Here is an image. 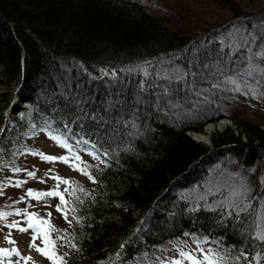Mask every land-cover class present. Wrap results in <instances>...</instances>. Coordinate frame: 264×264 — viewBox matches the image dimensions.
<instances>
[{"label": "trees", "instance_id": "1", "mask_svg": "<svg viewBox=\"0 0 264 264\" xmlns=\"http://www.w3.org/2000/svg\"><path fill=\"white\" fill-rule=\"evenodd\" d=\"M241 16L252 31L261 22L260 40L262 11ZM220 37L218 29L189 35L161 25L137 0H0V166L15 168L30 134L64 121L95 143L102 161L83 162L96 182L84 192L76 187L69 199L63 264H131L184 234L215 244L223 264H255L264 252L255 196L239 211L202 198L191 203L179 191L201 185L227 156L228 166L259 163L264 170V127L257 123L244 121V139L225 127L208 145L188 133L224 116L199 90L244 69L258 46L228 45ZM137 61L148 65L147 77L132 67ZM103 66L116 78L91 79ZM129 68L136 71H121ZM76 96L88 98L89 111L99 110L108 123H72L75 103L68 100ZM109 98L124 103L104 113ZM6 170L0 185L3 174L10 177Z\"/></svg>", "mask_w": 264, "mask_h": 264}, {"label": "rangeland", "instance_id": "2", "mask_svg": "<svg viewBox=\"0 0 264 264\" xmlns=\"http://www.w3.org/2000/svg\"><path fill=\"white\" fill-rule=\"evenodd\" d=\"M137 1L161 25L177 29L189 35H199L208 29H218L221 35L220 38L228 45H243L246 41H249V44H251L257 40L260 29L263 26L260 22L252 31L246 28L239 18L242 17V11L261 10L264 14V0ZM256 44L258 46L257 48L253 46L252 51L254 54L250 51L251 53L248 56L247 63L243 67L244 69L237 72V74L227 76L199 90L206 100L217 104L222 109L224 116L214 122L205 123L203 126H207L209 123L213 125L207 137L208 140L197 139L196 141L208 145L211 142L210 137L212 134L222 131L225 127L231 128L233 133L240 132L241 139H244L246 136L243 132L244 121L257 123L258 127H264V32L261 39L256 41ZM131 65L132 67H139L141 71L147 70L148 67L147 64L139 61L133 62ZM100 69L107 71L109 74L112 72V69L108 66H103ZM249 72H251L250 75ZM25 141L26 146L21 148V154L14 160L18 166L16 167L15 165V168H20L21 171L16 173L13 171L14 168L9 169L3 163L0 166L1 171L7 172L6 169H8L10 172V177L3 174L5 177H3L1 184L3 185V190L0 191V211L15 212L17 209L21 210L20 216H9L6 219H0V249H8L10 251L12 249L20 250L22 257L30 258L26 260V264H53V259H49L36 250V247H45L41 238L35 240L36 247L30 246L33 235H36V232L33 233L34 229L21 232L18 228L7 226L12 221H19V227H28V216L24 214L26 210L28 214H37L31 220L33 224H38V221L42 220L45 221V223L40 224L43 230L48 229V225L50 226L47 231L51 230L50 239L55 240L54 249H56L55 252L57 254L55 259L58 264L59 258L63 257L60 254L62 250L61 240H65V236L68 233L66 225L71 223V218L73 217L69 211V199L73 193V189L76 187L80 189V186H91L92 181L88 175L82 174L79 168L74 169L71 166L74 163H78L76 161H69L66 164L60 161L49 162L42 158L40 154L55 157L71 155L66 148L60 146L49 137L48 131L43 129L37 130L30 134ZM69 143L74 144V147L77 149L76 154L80 156L81 161H90L98 164L102 162L101 157L97 159L93 154H90H96L90 145H75L74 138H70ZM30 153L39 154L34 155ZM228 160H231L230 156L223 158L222 162L218 163L214 168H210V174L205 177L201 185L189 190L181 189L179 191L191 203L197 201L198 198H202L204 200H211L209 202L213 205L217 203L229 205V201L232 204L241 205L245 198L251 201L255 196L256 227H258L256 234H258L264 231V170H262V166L259 163L241 168L240 164L231 161V164L228 166ZM79 167H82V165L80 164ZM29 171L35 173L34 178L27 175ZM55 176L60 177L62 180L67 179L71 181L69 185L61 183L58 189L64 197L63 204L59 196L36 199L27 195L29 189H32L34 193L48 192L56 189L57 181L53 179ZM16 180L27 182L16 187L14 186ZM65 188L68 191H65ZM245 190H247V194H245ZM237 192L240 195L234 196V193ZM208 195L211 196V199H208ZM21 197H23L22 201ZM210 203L208 204L212 205ZM57 205H60L64 209L67 217H70L66 225L62 224L64 212L58 211ZM48 213L51 214L50 217L47 215ZM133 215H136L135 211ZM42 229L41 232H45ZM57 237H61L62 239H57ZM9 239L15 243H9ZM204 243L205 241L202 240V237L184 234L163 243L158 251L144 255L142 258H136V261L134 260L135 262L131 264H148V262L155 263L156 261H158V264H166L165 261H168L170 264L171 259H179L183 261V264H189V261L180 256V252H185V250L199 260L203 255L200 249H203L205 254L212 249L211 253L218 258L217 246L211 243L209 249L208 246L204 247ZM48 248L52 251L53 245H48ZM21 256L16 254L7 257L0 255V264H16L17 261H20ZM162 258L164 259L161 260ZM255 264H264V252L255 257Z\"/></svg>", "mask_w": 264, "mask_h": 264}, {"label": "snow or ice", "instance_id": "3", "mask_svg": "<svg viewBox=\"0 0 264 264\" xmlns=\"http://www.w3.org/2000/svg\"><path fill=\"white\" fill-rule=\"evenodd\" d=\"M258 71V69H256ZM121 71H127L129 73L136 71V69H126V70H121ZM101 76L100 77H95L92 76L91 79L95 80V79H102L105 76H109L111 75V77L113 79L116 78L117 76V72L116 70H113L111 72V74H109L107 71L101 69ZM251 74V72H249V75ZM91 75V74H89ZM144 77H147L149 75L148 71L145 70L143 72ZM170 79V78H169ZM149 87H159V85H155V84H150ZM139 88L140 91L143 92L145 89V83L142 80L139 84ZM164 92H167V88H164ZM119 95V94H117ZM140 98H138L139 100ZM75 103V112H76V117H75V121H73L72 123H75L76 121H92L94 122L97 126L101 125V124H107L108 121L104 119L103 115H100V111H89V109L86 107V105H88L90 103L89 99L86 97H80V96H76V97H72L71 99L68 100V103ZM94 102V101H92ZM105 106L103 107V112L104 113H109L111 112L113 109L117 108V105H122L124 102L117 99V100H113L111 98L107 99L106 101L102 102ZM70 111H72V109H70ZM109 119H111V117H109ZM125 124V126H127L130 122L129 121H124L123 122ZM80 127H83V123H81L79 125ZM131 127L135 128L136 125L135 123H131ZM0 131H3L2 129H0ZM58 133V134H54ZM87 135V134H85ZM49 137L53 140H55L60 146L66 148L68 150L69 153H71L70 156H61V157H55V156H43L42 158L49 161V162H55V161H60V162H64V163H69V161H76L78 163H74L71 166L75 169V168H79V170L81 171L82 174L84 175H88L89 179L92 180L93 183H95V179L92 177L91 173L87 171V169L90 167L87 164H84L83 161H81L80 156L76 154L77 149L74 147L73 143H69V139L75 137V145H85L88 146L89 145V139H84L82 136H79V134L77 133H72L71 132V127L69 122L64 121L62 122V127H59L57 129H55L54 131H50L49 132ZM96 145L95 143L91 144V148H95ZM30 154H39V153H30ZM93 154L95 156V158L99 159V155L95 154V153H90ZM106 155V153L104 154ZM82 164L83 167H79V165ZM14 172L18 173L21 171L20 168H14L13 169ZM27 175L29 177H35V173L32 171L27 172ZM53 179H55L57 181L56 184V189L54 190H50L48 192H35L32 189H29L27 192V195L29 197H35L36 199H40L42 197H60L61 203H64V197L63 195L58 191L60 184L63 183L64 185H69L71 183V181L67 180V179H61L58 176L53 177ZM27 181H23V180H16L15 181V185L16 187L21 186L22 184L26 183ZM3 190V185H0V191ZM81 192H84L85 190L83 189L82 186H80L79 189ZM65 191H68L67 188H65ZM73 193H75V189H73ZM245 194H247V190H245ZM240 193H234V196H239ZM23 200V197H21V201ZM78 203H83L82 200H78ZM242 203V201H241ZM229 206L239 209V211H245L248 207H250L249 204H244V206L241 208L240 204H232L231 201H229ZM57 210L58 211H62L64 212V218L67 221L68 217H67V213L64 211V209L61 208L60 205H57ZM75 210V209H73ZM24 214L26 216H28V227H19L20 222L19 221H12L10 224H8L7 226L10 228H18L19 231L21 232H27L29 229H34L36 232V235H33L32 237V244L30 245L31 247H36L35 245V240L37 238H41L45 244L44 248H39L36 247V250L38 252H40L41 254L47 256L49 259H53V264H57V260L55 259V257L57 256L55 249H54V245H55V240L50 239V231H45V232H41L40 227L38 226L39 224H43L45 223V221H38V224H33L31 222V220L33 218H35L37 216L36 213H31L28 214L25 210ZM237 214H239L237 212ZM21 215V210L17 209L15 212H2L0 211V219H6L9 216H20ZM49 217L51 216L50 213L47 214ZM10 236V234H9ZM257 238L264 241V231L258 233ZM57 239H62L61 237H57ZM9 243H15L14 241H12L11 239H9ZM53 245L52 251H49L48 245ZM201 252H203V249H200ZM13 254L16 255H20L19 251L17 249H12L11 251L8 249H0V255H3L5 257L7 256H12ZM180 256L184 257L185 260L189 261V264H223V260L222 258H217L215 255H213L211 253V251L209 250V252L207 254H205L203 256V260H198L196 257L192 256L191 253H185L183 251L180 252ZM30 259V258H25L21 256L20 261H17L16 264H26V260ZM58 264H63V257L59 258ZM170 264H183V261L176 259V260H172L170 262Z\"/></svg>", "mask_w": 264, "mask_h": 264}, {"label": "bare ground", "instance_id": "4", "mask_svg": "<svg viewBox=\"0 0 264 264\" xmlns=\"http://www.w3.org/2000/svg\"><path fill=\"white\" fill-rule=\"evenodd\" d=\"M224 124V123H223ZM219 126V125H218ZM213 125L211 123L207 124V126L203 127L201 132H192V134L199 140H207V137L212 129ZM220 127V126H219ZM212 133V132H211ZM32 264V263H30Z\"/></svg>", "mask_w": 264, "mask_h": 264}]
</instances>
